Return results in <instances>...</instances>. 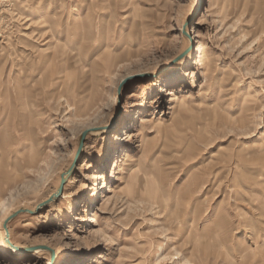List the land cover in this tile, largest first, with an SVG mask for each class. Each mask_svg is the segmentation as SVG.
I'll use <instances>...</instances> for the list:
<instances>
[{
  "label": "rangeland",
  "instance_id": "obj_1",
  "mask_svg": "<svg viewBox=\"0 0 264 264\" xmlns=\"http://www.w3.org/2000/svg\"><path fill=\"white\" fill-rule=\"evenodd\" d=\"M0 148V264H264V0H0Z\"/></svg>",
  "mask_w": 264,
  "mask_h": 264
},
{
  "label": "water",
  "instance_id": "obj_2",
  "mask_svg": "<svg viewBox=\"0 0 264 264\" xmlns=\"http://www.w3.org/2000/svg\"><path fill=\"white\" fill-rule=\"evenodd\" d=\"M87 133H88L87 130L84 131V132L82 133L81 141H80V147H79V151H78V155H79L80 151L82 150L83 143H84V140H85V137H86ZM71 169H72V168H71ZM69 171H70V170H69ZM65 181H66V179H65V177L63 176V177H62V180H61V185H60L59 190L57 191V193H56L55 195H53L51 198H49L47 201L43 202L41 205H45V204L49 203L50 201H52L54 198L60 196V195L62 194V192H63V187H64V184H65ZM23 211H25V209H19V210H17L16 212H14L11 216H9V217L5 220L4 228H5V230L7 231V238L9 237V233H8V223H9L13 218H15L19 213H21V212H23ZM7 243L10 244L9 239H7ZM38 248H40V249H48V247H46V246H33V247L29 248L28 250H29V251H34L35 249H38Z\"/></svg>",
  "mask_w": 264,
  "mask_h": 264
},
{
  "label": "bare ground",
  "instance_id": "obj_3",
  "mask_svg": "<svg viewBox=\"0 0 264 264\" xmlns=\"http://www.w3.org/2000/svg\"><path fill=\"white\" fill-rule=\"evenodd\" d=\"M199 49H201V47H199ZM200 59L201 60H204V51H200ZM108 126H110V125H108ZM108 126H106L105 128L108 130ZM99 132H101V131H96V132H94V134H96V133H99ZM102 132H103V130H102ZM39 149H40V147H39ZM3 158H4V154L2 153V150H1V148H0V160H3ZM144 158V157H143ZM26 160V159H25ZM143 160L144 159H140V164L141 165H143L144 166V164H143ZM144 168V167H143ZM141 169H142V167H141ZM19 173V172H18ZM195 176V174H193V177ZM192 178V177H191ZM195 178H196V176H195ZM13 212V211H12ZM12 212H9L8 214H6L5 215V217L3 218V220H2V228L4 229V224H5V220L9 217V216H11L13 213ZM12 213V214H11ZM10 214V215H9ZM4 222V223H3ZM192 226H193V224H192ZM180 228V227H179ZM249 228H256L255 227V225L253 224V226L252 225H250V227ZM15 244V243H14ZM10 245V244H9ZM16 245V248H12V247H8L7 246V244H5L4 245V249L5 250H7V251H9L11 254H13V255H23L25 252H24V250L23 249H25L27 246H23V245H19V244H15ZM20 250H19V249ZM263 248V247H262ZM37 250H43V249H35L34 251H37ZM21 251V252H20ZM33 251V252H34Z\"/></svg>",
  "mask_w": 264,
  "mask_h": 264
}]
</instances>
